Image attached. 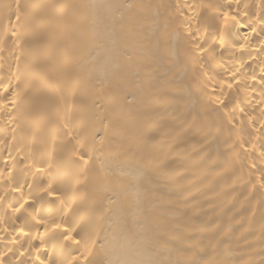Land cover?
<instances>
[{
  "label": "bare ground",
  "instance_id": "bare-ground-1",
  "mask_svg": "<svg viewBox=\"0 0 264 264\" xmlns=\"http://www.w3.org/2000/svg\"><path fill=\"white\" fill-rule=\"evenodd\" d=\"M0 264H264V0H0Z\"/></svg>",
  "mask_w": 264,
  "mask_h": 264
},
{
  "label": "rangeland",
  "instance_id": "rangeland-1",
  "mask_svg": "<svg viewBox=\"0 0 264 264\" xmlns=\"http://www.w3.org/2000/svg\"><path fill=\"white\" fill-rule=\"evenodd\" d=\"M175 85H176V82H175ZM176 109V108H175ZM175 109H173L172 110V112H171V110H169V114L171 115V114H173V116H175V117H173L172 115V117H173V120L172 121H174L173 123H172V126H169L166 130H165V132H166V135H165V137L166 138H171L172 136H173V132H174V130L172 131L171 130V127H175L176 126V122L178 121V117H176L177 116V113H176V110ZM175 110V111H174ZM175 114V115H174ZM176 118V120H174ZM161 126H163V125H161ZM162 139H164V137L162 138ZM205 140H206V135H205V133H201V132H195L194 131V134L193 135H191L190 137H184L183 135H182V137H180L179 139H177L174 143H173V145H174V149H173V151H172V153H179V151H181V149H182V147L181 146H178V147H176L179 143H182L183 141H189V142H192V143H195V144H197V145H199V146H201L204 142H205ZM217 141V140H216ZM184 143V142H183ZM175 170L177 171L178 170V172H176V173H181V174H183V172H182V170H180V169H178V168H175ZM167 171H173V169H169V168H167V169H163V171H162V173H164V172H167ZM178 193H186L185 192V189H183V188H178ZM174 212H176V211H174ZM167 257V256H166ZM167 261V260H166Z\"/></svg>",
  "mask_w": 264,
  "mask_h": 264
}]
</instances>
